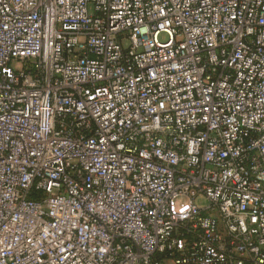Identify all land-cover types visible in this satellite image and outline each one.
Instances as JSON below:
<instances>
[{"label": "built area", "instance_id": "obj_1", "mask_svg": "<svg viewBox=\"0 0 264 264\" xmlns=\"http://www.w3.org/2000/svg\"><path fill=\"white\" fill-rule=\"evenodd\" d=\"M0 264H264V0H0Z\"/></svg>", "mask_w": 264, "mask_h": 264}, {"label": "rangeland", "instance_id": "obj_2", "mask_svg": "<svg viewBox=\"0 0 264 264\" xmlns=\"http://www.w3.org/2000/svg\"><path fill=\"white\" fill-rule=\"evenodd\" d=\"M160 40L162 42H167L168 41V38L165 35H163V36H161Z\"/></svg>", "mask_w": 264, "mask_h": 264}]
</instances>
